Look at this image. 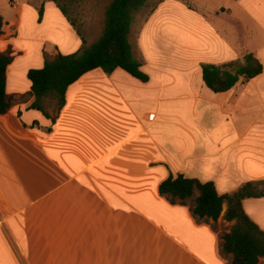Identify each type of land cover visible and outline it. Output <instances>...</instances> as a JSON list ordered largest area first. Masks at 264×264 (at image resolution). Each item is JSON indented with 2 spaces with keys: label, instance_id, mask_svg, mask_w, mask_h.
<instances>
[{
  "label": "crops",
  "instance_id": "crops-1",
  "mask_svg": "<svg viewBox=\"0 0 264 264\" xmlns=\"http://www.w3.org/2000/svg\"><path fill=\"white\" fill-rule=\"evenodd\" d=\"M234 1L238 14L195 16L174 45L147 37V19L135 49L146 54L148 80L90 70L58 112L44 107L52 120L30 107L27 71L43 65L44 51L72 53L81 39L51 0H0V52L12 56L10 107L0 114V264L230 263L215 226H232L226 204L217 221L197 222L191 200L171 204L158 185L182 173L224 194L264 180V0ZM247 53L260 74L223 92L204 85L203 63ZM242 207L264 231V196Z\"/></svg>",
  "mask_w": 264,
  "mask_h": 264
},
{
  "label": "trees",
  "instance_id": "trees-1",
  "mask_svg": "<svg viewBox=\"0 0 264 264\" xmlns=\"http://www.w3.org/2000/svg\"><path fill=\"white\" fill-rule=\"evenodd\" d=\"M60 9L70 25L81 39L80 47L68 54L57 52L49 55L44 51V62L40 68L27 71L30 94L34 96L31 108L38 109L52 120L44 109L45 98H52L58 112L65 103V93L69 85L86 72L99 68L110 74L121 68L141 81H147L148 75L141 70V62L134 55L129 41L130 28L137 12L142 10L149 0H109L104 8L103 26L98 37L87 43L76 17L70 15L78 0H51ZM42 7L39 8L41 19ZM3 18L0 15V34ZM10 50L0 52V114L10 107L6 97V68L11 62ZM263 70L262 63L252 54L247 53L242 60L236 59L222 66L211 63L202 64V81L213 92H223L234 87L241 79L248 80ZM198 195L193 198L194 191ZM158 193L171 204L187 205L192 217L197 221L213 222L221 216L223 204L226 210L223 219L233 221L227 232L219 235V252L231 254L229 264H258L264 256V231L245 213L242 200L246 197L264 196V180L248 181L236 190L224 194L216 191L212 181L201 182L188 178L182 173L168 175L158 185Z\"/></svg>",
  "mask_w": 264,
  "mask_h": 264
},
{
  "label": "rangeland",
  "instance_id": "rangeland-1",
  "mask_svg": "<svg viewBox=\"0 0 264 264\" xmlns=\"http://www.w3.org/2000/svg\"><path fill=\"white\" fill-rule=\"evenodd\" d=\"M108 2L109 0H78L70 11V15L76 17L78 27L88 44L94 41L101 32L104 8ZM159 5L155 15L149 19ZM220 7L234 9L235 14L239 12L234 0H149L143 9L136 13L131 26L130 42L136 57L144 63L146 54L135 49V42L140 28L147 19L148 23L145 28L147 37L153 33L154 40L161 41V45H174L178 44L177 32L193 30L195 16H205L209 20L212 12ZM43 105L48 112H52L56 107L52 98H45ZM225 224L221 219L215 226L217 230L224 233L230 228Z\"/></svg>",
  "mask_w": 264,
  "mask_h": 264
}]
</instances>
